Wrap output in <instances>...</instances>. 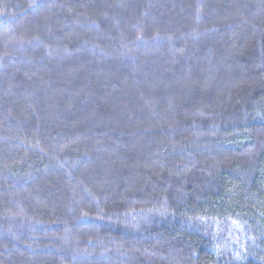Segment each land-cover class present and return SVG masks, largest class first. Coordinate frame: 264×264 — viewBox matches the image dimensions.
<instances>
[{"label":"trees","instance_id":"trees-1","mask_svg":"<svg viewBox=\"0 0 264 264\" xmlns=\"http://www.w3.org/2000/svg\"><path fill=\"white\" fill-rule=\"evenodd\" d=\"M0 264H264V0H0Z\"/></svg>","mask_w":264,"mask_h":264}]
</instances>
